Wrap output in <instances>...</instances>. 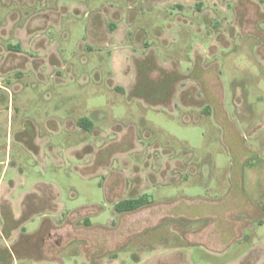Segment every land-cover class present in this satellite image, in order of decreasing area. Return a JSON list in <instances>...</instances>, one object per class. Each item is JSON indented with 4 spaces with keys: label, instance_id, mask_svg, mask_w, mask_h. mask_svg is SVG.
I'll list each match as a JSON object with an SVG mask.
<instances>
[{
    "label": "rangeland",
    "instance_id": "374dc122",
    "mask_svg": "<svg viewBox=\"0 0 264 264\" xmlns=\"http://www.w3.org/2000/svg\"><path fill=\"white\" fill-rule=\"evenodd\" d=\"M0 264H264V0H0Z\"/></svg>",
    "mask_w": 264,
    "mask_h": 264
},
{
    "label": "trees",
    "instance_id": "16d2710c",
    "mask_svg": "<svg viewBox=\"0 0 264 264\" xmlns=\"http://www.w3.org/2000/svg\"><path fill=\"white\" fill-rule=\"evenodd\" d=\"M80 124L87 129H89V127H91V124L87 120V118H82L80 121ZM148 202H149V200L144 195L137 197V198L123 199L116 204V209L119 212L133 211V210H136V209L142 207L143 205L147 204Z\"/></svg>",
    "mask_w": 264,
    "mask_h": 264
}]
</instances>
